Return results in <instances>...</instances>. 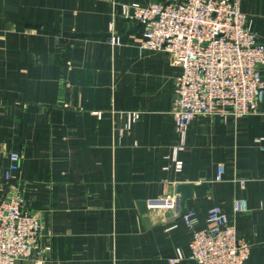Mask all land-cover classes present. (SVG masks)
<instances>
[{
    "label": "crops",
    "instance_id": "0c3cea01",
    "mask_svg": "<svg viewBox=\"0 0 264 264\" xmlns=\"http://www.w3.org/2000/svg\"><path fill=\"white\" fill-rule=\"evenodd\" d=\"M169 1L0 0V171L20 153L12 185L53 264H194L178 184L192 186L196 229L219 207L250 247L246 264H264V99L246 117H195L175 169L180 69L140 51L141 25L122 16ZM229 1L264 42V0ZM160 198L177 209L149 204Z\"/></svg>",
    "mask_w": 264,
    "mask_h": 264
},
{
    "label": "built area",
    "instance_id": "2783aa9c",
    "mask_svg": "<svg viewBox=\"0 0 264 264\" xmlns=\"http://www.w3.org/2000/svg\"><path fill=\"white\" fill-rule=\"evenodd\" d=\"M132 9V10H131ZM122 16L143 29L139 47L166 53L180 69L174 78L173 104L178 144L183 150L186 132L197 116L242 118L256 113L264 99V42L246 27V17L229 0H171L167 3L123 5ZM113 38V37H112ZM138 115L133 113L131 120ZM21 155L12 152L9 166L0 172V264H53L50 244L41 243L42 225L11 191ZM219 166L216 180H222ZM8 189V190H6ZM154 207L175 205L167 199L150 200ZM246 209L236 201L234 211ZM192 232L189 243L194 264H246L249 245L219 207L207 214V225L196 229L195 213L182 217ZM174 259L171 264H174Z\"/></svg>",
    "mask_w": 264,
    "mask_h": 264
},
{
    "label": "water",
    "instance_id": "95a60500",
    "mask_svg": "<svg viewBox=\"0 0 264 264\" xmlns=\"http://www.w3.org/2000/svg\"><path fill=\"white\" fill-rule=\"evenodd\" d=\"M191 185L190 184H178L175 187L176 194L179 195V210H180V216H184L187 213V209L185 208V201L192 196L191 191ZM147 205L148 203L145 201L138 202V207L141 212V214H145L147 211Z\"/></svg>",
    "mask_w": 264,
    "mask_h": 264
},
{
    "label": "rangeland",
    "instance_id": "374dc122",
    "mask_svg": "<svg viewBox=\"0 0 264 264\" xmlns=\"http://www.w3.org/2000/svg\"><path fill=\"white\" fill-rule=\"evenodd\" d=\"M17 181H18V180H17ZM11 184H12V182H11ZM6 190H8V189H6ZM11 191L15 193V194H14L15 196L18 195V194H17V193H18V192H17V189H16V187L14 186V184H13V187H12ZM17 197H18L19 200H21V197H20V196H17Z\"/></svg>",
    "mask_w": 264,
    "mask_h": 264
},
{
    "label": "trees",
    "instance_id": "16d2710c",
    "mask_svg": "<svg viewBox=\"0 0 264 264\" xmlns=\"http://www.w3.org/2000/svg\"><path fill=\"white\" fill-rule=\"evenodd\" d=\"M13 152H17V151H13ZM12 153V152H11ZM1 172V171H0ZM3 172V171H2Z\"/></svg>",
    "mask_w": 264,
    "mask_h": 264
}]
</instances>
